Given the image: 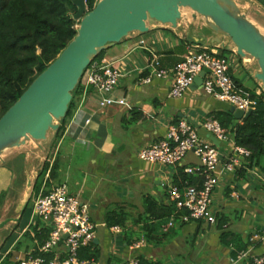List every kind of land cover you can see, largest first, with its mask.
Returning a JSON list of instances; mask_svg holds the SVG:
<instances>
[{"label": "crops", "instance_id": "obj_1", "mask_svg": "<svg viewBox=\"0 0 264 264\" xmlns=\"http://www.w3.org/2000/svg\"><path fill=\"white\" fill-rule=\"evenodd\" d=\"M236 2L264 30V0ZM181 12L179 24L183 30L149 20L146 33L132 32L104 50L96 60L117 66L123 73L110 93L114 102L100 107V93L93 87L87 88L78 94L76 106L66 120L62 139H67L72 145L84 146L87 158L84 165L88 163L92 170H96L92 172L89 186L85 185V179L79 185L72 177L68 178L70 181L61 182L66 183L70 192L89 206L90 219L95 224L94 243L98 250V257L93 259L92 264H120L131 255L171 264L166 252L170 247L168 245L178 246L187 239L197 255L210 260L208 264H242L250 256L264 252V187L258 177L247 175L244 179L238 176L236 170L226 169L231 149L214 136L215 139L204 135L222 156L207 215L199 220L176 221L168 233L161 230L167 218L161 223L156 222L154 230L145 235L143 225L148 222L145 219V200L150 199L156 207L171 204L168 188L174 184L175 175L180 168L198 164L199 159L188 154L175 166L149 163L138 158V150L164 138L168 126L181 118L201 126L207 117L224 113L231 107L206 94L202 87H189L181 97H170L172 79L154 76L153 69L173 68L183 60L191 46L223 45L213 42L214 36L203 19L193 18L192 12L184 14L183 9ZM224 48L223 55L230 64L229 75L236 88L246 95L252 91H263L255 78L257 63L239 56L229 43ZM149 76L150 82H144L143 79ZM120 99L124 100L122 104L118 102ZM15 148L7 149L0 158V193L7 192L11 187L18 170L13 164L16 163L14 161L19 162L16 156L22 153L25 164L21 163V172L27 174L29 151H26L27 148ZM25 201L23 191L18 200L13 201V207ZM107 211L125 214L124 225H118L120 233L111 230L113 225L106 224ZM10 218L17 220L0 225V264L6 257L5 264H20L28 256L37 255L41 244L38 237L40 231L48 229L50 232V228L34 215L33 208L28 209L26 205L21 214L19 212ZM5 219H0V223ZM223 231L239 236L244 243L250 240V245L232 258L235 244L221 240ZM137 237L145 241L144 246L129 251L128 245L137 241L134 239ZM55 255L65 257L63 243L45 254L44 264H50ZM171 256L177 264L181 263L178 255ZM235 259L236 263H232Z\"/></svg>", "mask_w": 264, "mask_h": 264}, {"label": "built area", "instance_id": "obj_2", "mask_svg": "<svg viewBox=\"0 0 264 264\" xmlns=\"http://www.w3.org/2000/svg\"><path fill=\"white\" fill-rule=\"evenodd\" d=\"M220 48L219 44L191 46L183 60L173 68L153 69L154 76L171 78L168 95L177 98L181 97L192 85L194 78L206 69L201 86L206 94L244 112L253 109L256 100L242 94L236 88L229 75V59L220 53ZM122 74L117 66L94 60L84 70L80 81L84 91L90 86L96 89L101 96L99 106L107 107L114 102L110 93L118 85ZM150 80V76L143 79L146 83ZM118 102L122 104L124 100L120 99ZM200 127L217 140L229 145L231 155L225 166L228 171L233 172L241 167L242 159L249 156L250 152L235 145L229 129L224 128L214 117H207ZM188 154L198 158L199 163L185 166L184 172L198 175L200 181L182 187L176 184L169 185L168 197L175 211L168 221L161 225L163 232H168L176 221L183 223L199 220L207 215L217 184V168L222 156L218 148L199 133L187 118L170 124L164 138L142 147L137 152L138 158L142 161L172 166L181 163ZM248 175L260 177L256 169L250 170ZM44 186L43 182L34 199L33 213L50 228V232L40 244L39 253L28 256L20 264H44L45 254L60 243L64 244L65 257L55 255L50 264H92L93 259L79 258L80 249L90 246L95 240V224L90 219L89 206L71 194L66 183L53 184L46 191ZM111 230L120 233L121 228L113 225ZM144 244L143 239H138L128 245V250L136 251ZM250 260L251 262L246 264L263 263L264 252L250 256ZM232 263H236V259L232 260ZM120 264H139V256L131 255Z\"/></svg>", "mask_w": 264, "mask_h": 264}, {"label": "water", "instance_id": "obj_3", "mask_svg": "<svg viewBox=\"0 0 264 264\" xmlns=\"http://www.w3.org/2000/svg\"><path fill=\"white\" fill-rule=\"evenodd\" d=\"M73 4L76 11L72 17L79 22L75 37L0 116V158L7 149L30 140H46L49 131L58 130L73 90L100 53L132 32L146 33L149 20L183 30L179 24L183 8L191 9L193 18L203 19L214 36L213 42L223 43L221 48L229 43L239 56L253 58L258 65L255 78L264 92V30L236 0H98L90 10L86 0H73ZM206 71L197 75L190 87H201ZM229 111L236 120L248 118L252 113V109L244 112L234 106ZM193 124L202 135L212 136ZM25 205L26 202L20 214ZM9 220L17 219H5L0 225Z\"/></svg>", "mask_w": 264, "mask_h": 264}, {"label": "trees", "instance_id": "obj_4", "mask_svg": "<svg viewBox=\"0 0 264 264\" xmlns=\"http://www.w3.org/2000/svg\"><path fill=\"white\" fill-rule=\"evenodd\" d=\"M97 1L86 0L87 8L90 10ZM75 11L73 0H0V116L75 37L77 21L72 17ZM225 50L222 48L221 53H225ZM83 87L79 81L72 92L66 117L59 122L60 126L56 133L64 130L65 122L76 106V97L82 93ZM249 96L256 100V104L248 118L236 121L229 110L216 113L213 117L231 131L235 145L250 152L249 156L243 158L241 167L236 169L238 176L245 179L250 170L256 169L264 187V92L252 91ZM56 167L57 165H54L50 168V177H54ZM47 169L48 164L42 168V174L40 173L36 178L33 185L35 193L39 192L43 182L49 185L50 177L46 180L39 179L40 176L45 177ZM199 179L198 175L186 173L184 168H180L175 175L174 184L182 187L186 184H196ZM174 211L173 204L156 207L153 201L146 199L145 219L148 222L143 225L145 235L148 236L154 230L156 222H163ZM124 215L123 212L115 214L113 211H107L106 224L124 225ZM46 230L40 231L38 235L40 243L49 235L48 229ZM255 233L258 235L257 232ZM229 236L232 239H228ZM221 240L227 244L230 241L235 244L231 253L232 258H236L238 253L246 250L250 245V240L244 243L239 236L224 231L221 233ZM96 247L94 242L90 246L82 247L79 258L95 260L98 257ZM6 260L7 257L2 264H5ZM247 262H251L250 258L244 260L242 264ZM139 264L162 263L139 256Z\"/></svg>", "mask_w": 264, "mask_h": 264}, {"label": "rangeland", "instance_id": "obj_5", "mask_svg": "<svg viewBox=\"0 0 264 264\" xmlns=\"http://www.w3.org/2000/svg\"><path fill=\"white\" fill-rule=\"evenodd\" d=\"M183 11L184 14H189L192 12V10L189 8H183ZM78 24L79 22L77 21L76 28ZM101 54L102 53H100L95 59H99ZM245 57L253 61V58L251 56L246 55ZM63 131L59 133H56V131H49L46 140H30L28 143L20 146L22 147L20 149L27 148L26 151H29L30 154V158L28 160L27 174H23L21 172V165L25 164L23 159L24 154L22 153L16 156L18 157L17 160H19V162L14 161L16 163L13 164L14 168L17 167L18 170L16 176L11 182V187L9 188V190H7V192L0 193V219H7L15 216L16 214H19L22 209V205L18 204L14 208L13 201L15 202L16 200H18L23 191L26 200V206L28 207V209L33 208V200L38 194L35 193L33 185L35 183L36 178L41 173L42 168L46 164H48V169L46 170L45 177L49 175V171L52 166L57 165V167L54 177H50V175L48 176L50 177L49 185H45L44 189H49L53 184L61 183L64 180L70 181L69 179H71V177L76 184L80 185V181L84 179L86 180L85 185L89 186L91 184L90 182H92V180L90 179H93L91 176L92 172L96 170H92V167H89L88 163L86 164V166L84 165L87 160L84 155V146H77L76 144L72 145L67 139L63 140ZM15 149H19V147ZM72 152L74 154L73 156H71ZM83 171H85V173H83ZM45 177L40 176L39 179L42 178L44 180ZM27 179H29L28 182ZM168 246L170 247L167 249L166 252L168 254L167 256L170 257L171 264L178 263L175 258L172 260L173 257L171 255H178L177 258L178 261L181 262L180 264H208V261H210L207 258L206 260L202 259L201 255H197L196 250L194 248L193 250L191 249L192 243L188 239L185 242H182L181 245L172 246V244H170Z\"/></svg>", "mask_w": 264, "mask_h": 264}]
</instances>
